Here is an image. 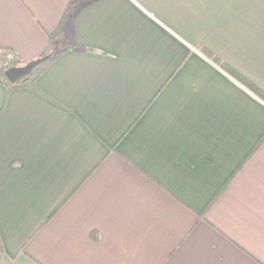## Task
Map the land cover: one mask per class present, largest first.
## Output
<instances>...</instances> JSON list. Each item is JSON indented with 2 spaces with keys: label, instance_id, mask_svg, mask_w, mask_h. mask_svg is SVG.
<instances>
[{
  "label": "crops",
  "instance_id": "1",
  "mask_svg": "<svg viewBox=\"0 0 264 264\" xmlns=\"http://www.w3.org/2000/svg\"><path fill=\"white\" fill-rule=\"evenodd\" d=\"M69 3L0 0L11 67L77 42L0 83V264H264V0Z\"/></svg>",
  "mask_w": 264,
  "mask_h": 264
},
{
  "label": "trees",
  "instance_id": "2",
  "mask_svg": "<svg viewBox=\"0 0 264 264\" xmlns=\"http://www.w3.org/2000/svg\"><path fill=\"white\" fill-rule=\"evenodd\" d=\"M85 1H91V0H85ZM72 4V0L71 3H69L67 10L65 12V16L64 18H66L68 16V14L70 13V8ZM64 21V19H63ZM61 27H59L53 34H51V37H55V35L58 34V32L60 31ZM1 47H3L2 45H0ZM75 46H77V42L76 41H72V42H64L58 49L54 50L53 52L50 53V55L48 57H46L44 60H42L39 64H37L32 71L23 76L20 77L19 79H17L16 81H11L8 76L6 75L5 71L6 69H8L9 67H1L0 68V83H4L10 86L13 85H34L38 76L40 75V73L49 65V63L51 61H53L55 58H57L58 56H60L62 53L66 52L67 50L74 48ZM22 63L21 61L15 63L14 65L20 64ZM223 67H225L227 69V71H229L233 76H235L239 81H241L244 85H246L247 87H249L250 89L254 90L256 93H258L262 98H264V94L262 92H260L254 85L253 83H251L247 78L243 77L241 74L237 73L234 69L230 68L227 65L222 64Z\"/></svg>",
  "mask_w": 264,
  "mask_h": 264
},
{
  "label": "water",
  "instance_id": "3",
  "mask_svg": "<svg viewBox=\"0 0 264 264\" xmlns=\"http://www.w3.org/2000/svg\"><path fill=\"white\" fill-rule=\"evenodd\" d=\"M45 58L46 57H41L35 61L27 63L24 66L9 67L8 69H6L5 73L11 81H16L20 77H23L27 73H29L37 64H39Z\"/></svg>",
  "mask_w": 264,
  "mask_h": 264
},
{
  "label": "built area",
  "instance_id": "4",
  "mask_svg": "<svg viewBox=\"0 0 264 264\" xmlns=\"http://www.w3.org/2000/svg\"><path fill=\"white\" fill-rule=\"evenodd\" d=\"M19 61L20 59L17 53L13 49L0 46V68L1 67H11ZM2 257H3V251L0 248V259Z\"/></svg>",
  "mask_w": 264,
  "mask_h": 264
}]
</instances>
